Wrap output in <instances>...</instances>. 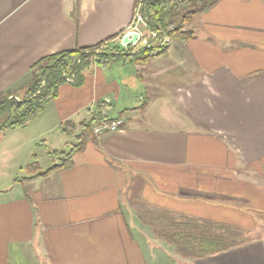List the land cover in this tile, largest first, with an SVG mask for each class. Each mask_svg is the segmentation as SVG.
Returning a JSON list of instances; mask_svg holds the SVG:
<instances>
[{
	"label": "crops",
	"instance_id": "crops-1",
	"mask_svg": "<svg viewBox=\"0 0 264 264\" xmlns=\"http://www.w3.org/2000/svg\"><path fill=\"white\" fill-rule=\"evenodd\" d=\"M137 7L0 0V94L22 97L45 56L119 43ZM187 27L190 38L146 62L92 63L81 84L64 83L26 127L3 134L12 142L0 162L26 170L36 158L44 171L50 150L79 140L65 122L125 118L90 135L71 166L26 170L0 189V264H178L156 228L188 219L253 235L196 264H264V0H220Z\"/></svg>",
	"mask_w": 264,
	"mask_h": 264
},
{
	"label": "trees",
	"instance_id": "trees-1",
	"mask_svg": "<svg viewBox=\"0 0 264 264\" xmlns=\"http://www.w3.org/2000/svg\"><path fill=\"white\" fill-rule=\"evenodd\" d=\"M219 1L136 0V6H140V12L148 27L158 30L161 36L188 39L193 33L187 25ZM169 42L164 46L149 47L135 53L120 48L119 51H104L103 47L107 44L101 42L94 46L76 47L43 57L32 66V79L22 97L16 96L11 90L0 94V139L9 129L26 127L51 100L59 95L64 83L81 84L84 70L92 63L97 62L110 67L120 60L133 63L146 62L157 54L165 53ZM96 123V119L80 124L73 121L65 122L62 125L63 131L79 139L78 142L69 151L50 150L49 154L53 161L50 168L41 171L35 158V161L28 164L27 170L36 176L45 175L59 167L71 166L74 154L93 134ZM173 225L171 230H162V236L176 245L183 255L202 257L225 251L239 243L234 238L239 236L238 233L213 222L198 219L182 222L173 220Z\"/></svg>",
	"mask_w": 264,
	"mask_h": 264
},
{
	"label": "rangeland",
	"instance_id": "rangeland-1",
	"mask_svg": "<svg viewBox=\"0 0 264 264\" xmlns=\"http://www.w3.org/2000/svg\"><path fill=\"white\" fill-rule=\"evenodd\" d=\"M188 26V25H187ZM139 30L140 32H142V34H143V36L145 35L146 37H148V40H149V43H151L152 45H154V44H156V43H159L161 40H163V44H159V46H164L166 43H168L169 41L171 42L172 41V39L168 36V35H164V36H161L160 35V33H159V39H154L153 38V35H151V33H153L154 31H156L155 29H151V28H149L146 24H144L142 21H138L137 19L134 21V24H133V27H131V28H129V30L128 31H130V30ZM127 34V33H126ZM125 34V35H126ZM124 35V36H125ZM124 36H122L121 37V39H120V42L119 43H117V44H115V43H113V44H111V43H108L107 45H105L104 47H103V49H104V51H108V52H111V51H114V50H117V51H119V48L120 49H127V50H130V52H138L139 50H144V49H147V48H145V45H144V43H141V42H139V43H131V44H127V46H125V44H123L122 43V40H123V37ZM164 37V38H163ZM169 42V43H170ZM117 46H119V47H117ZM151 47H153V46H151ZM100 51V50H99ZM15 141V140H14ZM8 142L10 143V142H12V140H8L7 141V139H5L3 136L1 137V139H0V146L2 147V148H4L3 146H5V147H7L8 146ZM28 151L30 152H34V153H41L42 154V152H43V150L41 149V148H39V147H32V146H30L29 145V149H28ZM41 156V158H42V160H41V163H42V165H46V162H47V156H45V155H40ZM9 157V156H8ZM9 159V158H8ZM8 163L6 162V159H5V161L4 160H1V162H0V174H2L1 175V177H0V189L1 188H3V187H7L8 185H9V183H10V181H11V179H12V177L13 178H17V179H22V177L24 176V175H26V170H25V168L23 169V170H20V168H13V169H10V168H7L8 167ZM29 172V171H28ZM21 176V177H20ZM179 222V221H178ZM172 226H174L173 225V222H172ZM163 227V226H162ZM157 229V232H158V235L161 237H159L160 239H162L163 238V240L165 239L163 236H162V230H164L163 228H159V227H157L156 228ZM239 236H237V237H234V238H236L237 240H238V242L239 243H242L243 241H245L246 239H249V238H251L253 235H249V234H246V233H244V234H242V235H240V234H238ZM166 241H168V240H166ZM169 242V241H168ZM238 243V244H239ZM175 247H176V245H175ZM177 252L179 253V254H176L177 256H178V258H179V262H178V264H196L195 263V260L196 259H199V258H202V257H205V256H202V257H198V256H193V255H183L181 252H179L178 251V249H177ZM207 256V255H206Z\"/></svg>",
	"mask_w": 264,
	"mask_h": 264
},
{
	"label": "built area",
	"instance_id": "built-area-1",
	"mask_svg": "<svg viewBox=\"0 0 264 264\" xmlns=\"http://www.w3.org/2000/svg\"><path fill=\"white\" fill-rule=\"evenodd\" d=\"M136 19L138 21H142L144 24H146L148 26V24L144 20L143 15L140 12V6H138L136 8V12L134 15V21ZM135 31L139 33V36H138L137 40L134 42V44L139 43V42L144 43L145 48H149L151 46L155 47V46H159V44H163V40H161L159 43L152 45L151 43H149L148 37H146L145 35L143 36L142 32H140L138 29L137 30H130V31H128V33L135 32ZM151 35H153L154 39H159V31L158 30L151 33ZM128 44H131V43H128ZM125 46H127V44H125ZM124 122H125L124 117H118V118H115L112 120H107V119L101 120L94 125L93 133L100 135L102 132L107 131V130H109V131L119 130L123 126Z\"/></svg>",
	"mask_w": 264,
	"mask_h": 264
},
{
	"label": "water",
	"instance_id": "water-1",
	"mask_svg": "<svg viewBox=\"0 0 264 264\" xmlns=\"http://www.w3.org/2000/svg\"><path fill=\"white\" fill-rule=\"evenodd\" d=\"M138 36L139 33L136 31L128 33L123 37L122 43L123 44L134 43L137 40Z\"/></svg>",
	"mask_w": 264,
	"mask_h": 264
}]
</instances>
